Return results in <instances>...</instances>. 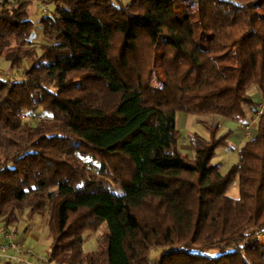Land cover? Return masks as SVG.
Masks as SVG:
<instances>
[{
    "label": "trees",
    "instance_id": "trees-1",
    "mask_svg": "<svg viewBox=\"0 0 264 264\" xmlns=\"http://www.w3.org/2000/svg\"><path fill=\"white\" fill-rule=\"evenodd\" d=\"M40 2L54 8L37 48L28 0H0V57L12 71L30 61L22 79L0 78L3 227L46 216L60 264H264V114L225 173L213 159L229 130L188 133L190 157L176 125L178 112H257L248 90L264 98V0ZM37 109L52 123L23 120ZM120 153L133 173L117 193L92 167ZM103 222L84 253V232Z\"/></svg>",
    "mask_w": 264,
    "mask_h": 264
},
{
    "label": "rangeland",
    "instance_id": "rangeland-1",
    "mask_svg": "<svg viewBox=\"0 0 264 264\" xmlns=\"http://www.w3.org/2000/svg\"><path fill=\"white\" fill-rule=\"evenodd\" d=\"M41 5V7L39 6ZM42 7H45L49 11H51L54 6L52 4H42L40 0H28V17L33 20V30L30 35V39L32 44H34L37 48L40 44L46 42V39L42 35V24L40 22V18L45 14L42 11ZM193 11V12H191ZM189 12V11H188ZM192 14V18L196 21V12L194 10H190ZM39 52V49L37 50ZM30 64V61H25L22 67L18 70H10L8 68L7 62H5L0 57V78L2 79H15L20 80L23 78L24 71ZM200 118L198 122L196 119ZM23 120L28 122L31 125H35L39 122L49 124L52 123L51 117L49 114L43 112L41 109H37L31 113H25L23 116ZM222 120H225L223 117L218 115H208V116H195L188 113H177V129L179 130L181 136L178 140V148L183 154L188 156H192V149L189 145L187 134L191 132H195L199 135L208 136V131L204 127V123H208L211 125H216L219 123L221 127H224L222 124ZM258 122V121H257ZM55 144H60L59 140H54ZM223 148V147H221ZM219 148L217 150L216 157L213 159V162H218L221 164V171L225 173L231 165L236 163L238 157L234 153H224L223 149ZM94 172L103 175L107 180L112 183L113 190L117 193L121 192V184L128 183L131 179V175L133 173V165L127 155L120 153L112 160V164H104L100 165L98 162H95L92 167ZM228 195L236 198L238 196V182L235 183L229 188ZM15 224V227L12 225L10 227H3L0 222V235H3L5 231H8L14 228V236L15 240L18 235H20V239H18L19 244L25 245L30 253H22L26 255L28 258L31 256L37 261V264H60L55 261H49V229L47 224V217L41 215H34L29 218L26 215V211H24L19 220ZM18 224V225H17ZM108 231V226L106 222L100 224V226L96 230L86 231L83 234V243L82 249L84 253L88 254L95 250H97V241L98 238ZM32 234V235H30ZM29 235V236H28ZM3 238V237H2ZM159 255V249H152L150 251V259L153 260ZM15 257V253H14ZM25 259L27 264H32L28 260ZM40 258V259H39Z\"/></svg>",
    "mask_w": 264,
    "mask_h": 264
},
{
    "label": "crops",
    "instance_id": "crops-1",
    "mask_svg": "<svg viewBox=\"0 0 264 264\" xmlns=\"http://www.w3.org/2000/svg\"><path fill=\"white\" fill-rule=\"evenodd\" d=\"M29 19L33 23L32 18L29 17ZM40 20H41V18H40ZM45 43H47V41ZM248 94L251 97V99L253 100V102L256 104V109H257L258 104L261 101H263V99H264L261 95L260 90L256 86H252L248 90ZM247 113H248L247 118L244 121H235V120L225 119V120H222V124L224 127H221L218 123L219 133H222V132L227 131V130L230 131V135L228 137V145L226 147L221 148V149H223L222 151H224V153H228V154L234 153L236 155V157H238V151L245 145V143L247 141H249L250 139H252L256 135L258 122H254L253 126H251L250 130H248V131H247V129H245V126L249 122H251L252 120L253 121L256 120L257 115H256V113H252L249 110H247ZM263 114H264V112H263ZM176 118H177V114H176ZM197 119H200V118H197ZM197 119H196V122H198ZM176 125H177V122H176ZM200 136H202L204 138L208 137L207 134L206 135L203 134ZM12 226L15 227V224H12ZM30 235H32V234H30ZM18 239H20V235H18V237H16L17 242H19ZM3 242H4V240L2 238V235H0V243H3ZM26 258H28V257L24 254H21V253H15L14 258H9L3 254H0V264H27L25 262ZM28 260L32 264H37V261L32 256L30 258H28Z\"/></svg>",
    "mask_w": 264,
    "mask_h": 264
},
{
    "label": "built area",
    "instance_id": "built-area-1",
    "mask_svg": "<svg viewBox=\"0 0 264 264\" xmlns=\"http://www.w3.org/2000/svg\"><path fill=\"white\" fill-rule=\"evenodd\" d=\"M39 6L41 7L40 4ZM42 11L44 14L48 13V9H46L45 7H42ZM263 112H264V99L258 104L257 112H256L257 119L254 121L252 120L245 126V129H247V131L250 130L254 122L258 121L260 114H262ZM13 233H14V228L8 231H5L3 233L2 237H3L4 242L0 243V254H3L9 258H14V253H21V254L30 253L31 251L25 245L19 244V242L15 240V236Z\"/></svg>",
    "mask_w": 264,
    "mask_h": 264
}]
</instances>
